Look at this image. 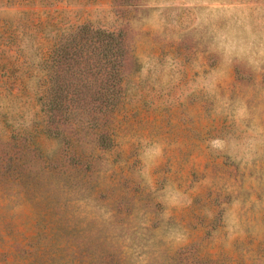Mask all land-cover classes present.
<instances>
[{
  "label": "rangeland",
  "instance_id": "rangeland-1",
  "mask_svg": "<svg viewBox=\"0 0 264 264\" xmlns=\"http://www.w3.org/2000/svg\"><path fill=\"white\" fill-rule=\"evenodd\" d=\"M0 264H264V0H0Z\"/></svg>",
  "mask_w": 264,
  "mask_h": 264
}]
</instances>
